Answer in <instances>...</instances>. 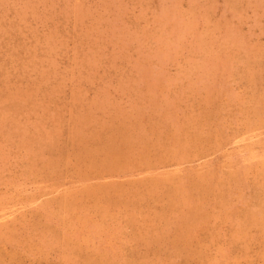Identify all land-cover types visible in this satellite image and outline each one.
Masks as SVG:
<instances>
[{"label": "rangeland", "instance_id": "1", "mask_svg": "<svg viewBox=\"0 0 264 264\" xmlns=\"http://www.w3.org/2000/svg\"><path fill=\"white\" fill-rule=\"evenodd\" d=\"M0 264H264V0H0Z\"/></svg>", "mask_w": 264, "mask_h": 264}, {"label": "bare ground", "instance_id": "2", "mask_svg": "<svg viewBox=\"0 0 264 264\" xmlns=\"http://www.w3.org/2000/svg\"><path fill=\"white\" fill-rule=\"evenodd\" d=\"M4 216V215H3Z\"/></svg>", "mask_w": 264, "mask_h": 264}]
</instances>
